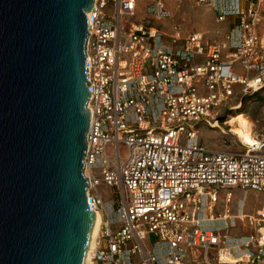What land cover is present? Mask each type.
<instances>
[{
  "label": "built area",
  "instance_id": "obj_1",
  "mask_svg": "<svg viewBox=\"0 0 264 264\" xmlns=\"http://www.w3.org/2000/svg\"><path fill=\"white\" fill-rule=\"evenodd\" d=\"M164 1L94 0L87 14L88 199L105 209L101 182L120 198V226H100L91 264H264V207L232 208L236 190L264 193V146L213 151L198 138L233 99L264 88V0H192L218 22L233 19L219 41L137 21L143 6L169 19ZM240 220L248 225L235 237Z\"/></svg>",
  "mask_w": 264,
  "mask_h": 264
},
{
  "label": "water",
  "instance_id": "obj_2",
  "mask_svg": "<svg viewBox=\"0 0 264 264\" xmlns=\"http://www.w3.org/2000/svg\"><path fill=\"white\" fill-rule=\"evenodd\" d=\"M94 0H0V264H85Z\"/></svg>",
  "mask_w": 264,
  "mask_h": 264
},
{
  "label": "rangeland",
  "instance_id": "obj_3",
  "mask_svg": "<svg viewBox=\"0 0 264 264\" xmlns=\"http://www.w3.org/2000/svg\"><path fill=\"white\" fill-rule=\"evenodd\" d=\"M141 13L137 16V21H143V18L150 19V23L157 27H160L167 35H172L173 26H181L183 35L192 33H201L209 41L223 40L225 35L231 30L232 26L228 23L222 25L218 22L217 17L211 7L205 5H199L192 0H166L164 1V8L172 12V16L169 19H158L157 17L144 11V6L141 7ZM239 113L245 114L254 123V137L256 143L259 146H264V88L254 93L243 95L242 97H236L226 107L222 108L218 112V120L221 129L209 127L206 124H202L198 129V138L200 143L209 150L240 153L244 152L252 146L242 144L241 140H238V136L231 132V126L226 122L229 117L235 116ZM241 141V142H240ZM256 143L255 146L256 147ZM258 146V147H259ZM113 145L108 147V155L111 159L115 160L113 151ZM264 149V148H263ZM128 149L124 144L120 145V153L122 158L127 155ZM101 178V176H97ZM98 192L103 197L105 202V209H101L103 219V230L108 220L113 221V228L117 229L120 226L119 214L117 213L120 198L118 191L112 186L101 182L97 188ZM95 192V190H93ZM223 194L220 192V201L216 208L217 211L222 212V199ZM245 197L244 211L253 215L256 210L264 206V193L236 190L235 197L232 203L233 210L238 208V201ZM218 214H216L217 216ZM217 221V219H216ZM209 227H215L217 224L209 223ZM239 229H234L233 236H238L244 233L247 222L240 220L238 222ZM241 229V230H240ZM250 229V228H249ZM251 231V230H249ZM155 241V236L151 235L147 244L151 247Z\"/></svg>",
  "mask_w": 264,
  "mask_h": 264
},
{
  "label": "bare ground",
  "instance_id": "obj_4",
  "mask_svg": "<svg viewBox=\"0 0 264 264\" xmlns=\"http://www.w3.org/2000/svg\"><path fill=\"white\" fill-rule=\"evenodd\" d=\"M227 125L231 126V132L238 136V140L242 141V144L247 146L255 145L256 140L254 137V123L245 114L239 113L235 116L228 118ZM213 127L221 129L218 122H213ZM240 141V142H241ZM103 224L102 214L100 211L95 212L94 228L91 237V244L87 254L86 263L91 264L90 258L95 246L96 239L99 234L100 226Z\"/></svg>",
  "mask_w": 264,
  "mask_h": 264
},
{
  "label": "crops",
  "instance_id": "obj_5",
  "mask_svg": "<svg viewBox=\"0 0 264 264\" xmlns=\"http://www.w3.org/2000/svg\"><path fill=\"white\" fill-rule=\"evenodd\" d=\"M215 13V12H214ZM216 15V14H215ZM232 21H233V19H229V20H227V21H225V22H219L220 24H222V25H225V24H232ZM243 200V203H244V207H245V198H243V199H240L239 201H238V204H239V208H240V205H241V201ZM244 207H243V212L246 214V215H250V214H248V213H246V211H244ZM264 207V206H263ZM262 207V208H263ZM262 208H260V209H262ZM260 209H258V210H256V212L257 211H259ZM238 210V208H236V209H234V211H237ZM256 212H255V214H256ZM217 213L218 214H220L221 212H219V211H217ZM255 214H253V215H255ZM218 216V215H217ZM213 223V222H212ZM207 224H209V223H207ZM213 224H221L219 221L218 222H214ZM209 226V225H208Z\"/></svg>",
  "mask_w": 264,
  "mask_h": 264
}]
</instances>
